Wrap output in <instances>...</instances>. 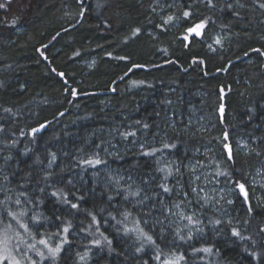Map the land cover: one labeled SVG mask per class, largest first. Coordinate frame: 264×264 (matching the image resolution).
I'll return each instance as SVG.
<instances>
[{"label":"trees","instance_id":"1","mask_svg":"<svg viewBox=\"0 0 264 264\" xmlns=\"http://www.w3.org/2000/svg\"><path fill=\"white\" fill-rule=\"evenodd\" d=\"M0 4V223L26 225L31 207L39 228L20 230L52 264H264V182L249 185L264 175V0ZM200 22L201 37L190 34ZM203 149L213 183L234 189L230 218L204 209L218 232L167 249L133 200L143 186L192 196L183 165ZM106 170L137 182L114 192Z\"/></svg>","mask_w":264,"mask_h":264},{"label":"rangeland","instance_id":"2","mask_svg":"<svg viewBox=\"0 0 264 264\" xmlns=\"http://www.w3.org/2000/svg\"><path fill=\"white\" fill-rule=\"evenodd\" d=\"M200 24L204 25L203 22H200L192 28H195ZM203 29L204 26L199 29V35H196L195 32L190 34L201 37ZM240 144V149L243 151L248 150L246 143L242 142ZM207 150L208 149L201 150L199 153L195 154L194 158H190L183 165V170L188 177V183L191 188L190 191L192 192V196H189L186 192L180 191L181 187L180 189L177 188L175 191V198L172 203L170 199H165L163 194L149 191V186H143V188L140 189V197L142 199H140V201H137V199L133 200L134 203L139 204L138 208H145L144 210L146 211L144 212L149 215L143 222L146 220L150 223V229L155 230L160 239H164L167 249L174 250L176 249V245L187 246L191 243L190 239L197 240L202 238L206 230H211L210 234L218 232L217 227L214 225L211 229V218L203 216L204 209H209V211L214 214H220L223 218L226 217L227 220L230 218L225 213L226 211L223 210L222 206L231 202L232 190L234 189L218 187L213 183L214 179L211 169L208 166L201 164V161L198 159V156H201L203 153L207 152ZM166 158L167 157H165L164 154H160L157 158V165L165 169H169L171 173H175V171L177 173L180 167L171 161L168 162V158ZM96 176H98V174H96ZM101 179L107 186L110 185L112 190L115 189L114 192L116 191L117 193L124 191L122 186L125 184L132 185L137 182L134 177L115 173L112 170H106L105 176H102ZM113 182H117L118 184L115 185ZM263 182L264 175L261 171H258L254 176L250 177L249 185L254 188V186L260 185ZM245 190L247 191L246 187ZM238 192L240 193L239 189ZM154 193L157 194L158 199L151 201ZM26 201V197L19 198V207H26ZM6 204L7 203H4V205ZM2 208H4L3 205L0 207V211ZM7 209L9 208H6L5 210ZM29 209L30 210L27 212L29 221L26 225L27 231L30 232L31 230L32 235V232H35V229H38L39 225L38 223L31 224V216H33V212L35 211H32L31 207ZM189 216L192 217L193 222H190L187 219ZM22 225L23 224L19 221V219L14 218H9L6 222L0 223V239H3L5 235L8 237V247L11 254L16 259L20 260L21 264H52L50 258H46V256L45 258H42L39 254L41 253L40 247L34 245L35 243L30 241L31 238L27 234L28 232L24 231L25 236H23V230H20L22 229ZM40 231L44 232V229ZM51 233H53V230ZM75 234L76 233H73L74 236H76ZM181 237H183V239H181ZM54 240L57 243L62 241L58 239V237L54 238ZM29 245H34L35 247H29ZM0 247H2V245H0ZM45 249L47 248L45 247Z\"/></svg>","mask_w":264,"mask_h":264},{"label":"snow or ice","instance_id":"3","mask_svg":"<svg viewBox=\"0 0 264 264\" xmlns=\"http://www.w3.org/2000/svg\"><path fill=\"white\" fill-rule=\"evenodd\" d=\"M3 7H5V5L4 4H0V8H3ZM189 15V13H187V12H185V16H188ZM169 19H171V18H169ZM13 23H15V21H13ZM204 25L203 24H200V25H197L195 28H190V29H188V31H189V33H193V32H195V34L196 35H199L200 34V32H199V29H201L202 27H203ZM137 32L139 31V29H137L136 30ZM216 43H220V41H219V39L216 41ZM258 51V50H257ZM222 110V109H221ZM41 127H44L43 125H41ZM145 127H147V125H145ZM35 131H37V129H33V132H35ZM225 139H227V136L225 137ZM174 147V146H173ZM225 148L226 149H228V157H229V159H231V150H230V148H229V146L227 145V144H225ZM53 158H54V156H53ZM85 163H89V164H92L93 163V161H91V160H89V161H85ZM94 163H100V161L99 160H97V161H95ZM220 174H222V173H218V175H220ZM237 187L239 188V190H240V193L241 194H243V196H244V199L245 200H247V191L245 190V185L243 184V183H238L237 184ZM165 191H168L169 189H167L166 187H165V189H164ZM54 195H58V193H53ZM17 203H19V201H17ZM72 207L73 208H76L77 207V205H75V204H73L72 205ZM249 211H251V208H249ZM9 215H13L12 213H9ZM187 219L190 221V222H193L192 221V217H187ZM217 223H219V221H217ZM71 225L69 224L68 225V227H65L64 229H63V231L65 232V233H67L68 232V228L70 227ZM22 227H24L26 230H27V225H22ZM140 232H141V235H143L145 238H146V240L147 241H149V242H153L152 241V237L151 236H149L147 233H144L143 232V230H140ZM234 236H240V233H239V231L238 230H236V229H233V233H232ZM242 239H243V237H241ZM181 239H183V237H181ZM64 242H66V238H65V241ZM8 243H9V239H8V237L5 235L4 237H3V239H0V245H2V247H0V264H21V262H20V260H18V259H16L12 254H11V251H10V249H9V247H8ZM39 243L40 244H42V245H44L46 248H47V250H48V252H49V254L51 255V256H55L57 253H59V251H60V249H61V244H57L55 247H51L49 244H48V241L47 240H40L39 241ZM63 243V242H62ZM95 243H99V241H95ZM109 243H111L110 241H109ZM29 247H35L34 245H29ZM138 251H139V249H138ZM195 251H200L199 249H197V250H195ZM203 251H205V252H210L211 251V249H203ZM41 256L43 255V253H39ZM85 255H87V253H85ZM183 257H180V258H178L177 260H168V261H166L165 262V264H179V259H182ZM81 259H84V257H81Z\"/></svg>","mask_w":264,"mask_h":264},{"label":"water","instance_id":"4","mask_svg":"<svg viewBox=\"0 0 264 264\" xmlns=\"http://www.w3.org/2000/svg\"><path fill=\"white\" fill-rule=\"evenodd\" d=\"M44 57V56H43ZM59 75L62 77L63 76V74L62 73H59ZM221 109H222V107H221ZM43 126H45V125H43Z\"/></svg>","mask_w":264,"mask_h":264}]
</instances>
